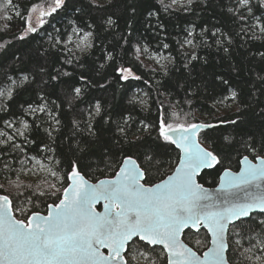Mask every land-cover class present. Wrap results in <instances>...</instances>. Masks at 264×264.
Here are the masks:
<instances>
[{"label": "trees", "instance_id": "16d2710c", "mask_svg": "<svg viewBox=\"0 0 264 264\" xmlns=\"http://www.w3.org/2000/svg\"><path fill=\"white\" fill-rule=\"evenodd\" d=\"M36 5L51 12L55 0H0V90L11 93L0 96V192L16 218L56 203L73 162L95 181L130 155L144 183L164 177L179 154L158 136L160 118L219 122L198 135L221 158L200 174L203 185L244 155L264 156V0H64L25 36ZM73 29L90 37L81 54L62 44ZM146 54L167 61L156 68ZM120 69L131 70L127 80ZM35 160L49 172L29 179ZM182 239L197 252L208 245L204 229ZM227 245L231 264H264V213L230 225ZM124 256L127 264H166L162 248L138 239Z\"/></svg>", "mask_w": 264, "mask_h": 264}, {"label": "snow or ice", "instance_id": "6c2138e0", "mask_svg": "<svg viewBox=\"0 0 264 264\" xmlns=\"http://www.w3.org/2000/svg\"><path fill=\"white\" fill-rule=\"evenodd\" d=\"M241 3L248 5L249 0ZM63 5L64 0H55L51 12ZM35 31L29 27L25 36ZM120 71L124 80L131 75L130 69ZM74 91L79 95L81 90L77 87ZM206 127L212 125L174 126L161 118L160 136L179 148L181 155L175 170L160 183H141L145 169L126 155L114 178L96 184L86 181L73 162L67 177L71 183L63 189L59 203L48 206L47 216L36 212L27 222L16 219L8 196H0V264H126L121 253L133 237L163 245L167 264H226L228 226L254 210L264 213V156L257 155L255 163L243 156L235 173L225 168L214 196L195 179L200 169L221 163L217 154L196 139L197 130ZM145 160L152 163L151 156ZM98 202H103V212L95 210ZM200 226L212 236V247L203 258L180 240L184 229ZM102 248L107 249V255Z\"/></svg>", "mask_w": 264, "mask_h": 264}, {"label": "water", "instance_id": "95a60500", "mask_svg": "<svg viewBox=\"0 0 264 264\" xmlns=\"http://www.w3.org/2000/svg\"><path fill=\"white\" fill-rule=\"evenodd\" d=\"M160 120H161V118L159 119L158 127H159ZM171 124H173V125L175 126V125H177V124H183V123H171ZM188 124H204V125H212V127H213V126L218 125L219 122H216V123H214V122H209V123H204V122H194V123H188ZM188 124L185 123L184 125L187 126ZM208 128H211V127H206V128H202V129H198V130H197V132H196V139H197L198 141H199V139H198V135H199V133H200L202 130H206V129H208ZM158 136H159L160 138H162V137L160 136V134H159V128H158ZM162 139H163V138H162ZM168 142H169V141H168ZM170 143H171V142H170ZM199 143H200L203 147H205L200 141H199ZM172 145L177 149L178 154H179V155H178V159H177L176 164L174 165V167L172 168V170H171L168 174H166L164 177H162L161 179L157 180L156 182H154V183H152V184H147L148 186H151V185H154V184L160 183L162 180L166 179L168 175H171V174H172V172L175 170L176 166L178 165V163H179V157H180V155H181V150H180L179 148H177L174 144H172ZM205 148H206V147H205ZM207 149H208V148H207ZM208 150H209V149H208ZM209 151H211V150H209ZM244 156H245V155H244ZM242 157H243V156H242ZM242 157L239 159V161L242 159ZM249 159H250L253 163L256 162L255 157H254L253 159H251V158H249ZM122 161H123V159H122ZM122 161H121V163H122ZM121 163H120V164H121ZM120 164H119L117 170L115 171V173H114L112 176H110V177H102V178H99V179H97V180H95V181H91V180H89V179H87V178H85V177H84V178H85V180L88 181L90 184H96L99 180H103V179H112V178L115 177L116 172L119 171ZM241 166H242V165H240V163H239L238 168L235 169V170L231 169V171L234 172V173H235V172H238V171L240 170V167H241ZM213 168H214V167H213ZM209 169H212V168H202V169L199 170L198 174H197L196 177H195V179H196V181H197L198 183H200V182L198 181V177L200 176V174H201L204 170H209ZM228 169H229V168H228ZM70 171H71V170H70ZM70 171H69V172H70ZM223 171H224V169L219 173L215 185H213V186H206V185H203L202 183H200V184H202L205 188H207V189L210 191V193H212L214 196L216 195V193H217V189L219 188V185H220V176L222 175ZM67 177H68V175H67ZM70 183H71V181L68 180V178H67V184H66V186H65L64 188L68 187V185H69ZM141 183H144V180H142ZM262 183H264V182H262ZM145 184H146V183H145ZM239 195H240L241 197H243V192L239 193ZM0 196H7V195H6V194H3V193L0 192ZM62 197H63V190H62L61 195H60V198H62ZM8 198H9V197H8ZM9 200H10V198H9ZM10 201H11V200H10ZM57 203H59V200H58L56 203H54V204H57ZM54 204H53V203L48 204V205H47L46 212H44V213H42V212H38V213H40L42 216H47V215H48V211H49V207H48V206H49V205H54ZM95 210L98 211V212H103V211H104L103 202H98V203L95 205ZM33 213H36V212H32L29 216H31ZM253 213H260V212H259L258 210H254L251 214H253ZM12 214L14 215L13 210H12ZM251 214H250V215H251ZM14 216H15V215H14ZM29 216H28V217H29ZM28 217H27V218H28ZM248 217H249V216H248ZM27 218L25 219V222H27ZM244 218H247V217H244ZM244 218H242V219H244ZM16 219H18V218H16ZM19 220H22V219H19ZM237 221H238V220H237ZM237 221H234L232 224H234V223L237 222ZM232 224H230V225H232ZM230 225H229V226H230ZM229 226H228V228H229ZM188 229L193 230V231L198 230V229H196V228H192V227H189V228L184 229V230L182 231L181 235H180V240H181L185 245H187L189 248H191L192 251H194L198 256H200L201 258H203V254H204V252L207 251L208 248L212 247V244H211V240H212L211 233H209V232L207 231V228H205V227H203V226H200L199 229H204L205 232H206V234L208 235V245H207V247H206L204 250H202L201 252H197V251H195L191 246H189L187 243H185V241L182 239V235H183L184 231H185V230H188ZM227 232H228V229H227V231H226V233H225V242H226V244H227ZM134 239H138L139 241H142V240L139 239V237H133L132 240H134ZM132 240H131V241H132ZM131 241H129V242L126 244L125 249H124V250L122 251V253H121V255L123 256L125 262H126V259H125V256H124V255H125V252H126L127 246H128V244H129ZM142 242L146 243V244L149 245V246H159L160 248H162V250L164 251V253H165V255H166V264H167V250L164 249L163 245H159V244H157V245H152V244L147 243L146 241H142ZM227 249H228V245H227V248H226L225 251H224L225 261H226V264H231V263L227 260V257H226ZM101 251H103V252L107 255V249H103V248H102ZM126 264H127V263H126Z\"/></svg>", "mask_w": 264, "mask_h": 264}, {"label": "rangeland", "instance_id": "374dc122", "mask_svg": "<svg viewBox=\"0 0 264 264\" xmlns=\"http://www.w3.org/2000/svg\"><path fill=\"white\" fill-rule=\"evenodd\" d=\"M104 1V0H100ZM185 2V0H170V3L179 6L182 5ZM49 9L46 5H36L33 6L27 17H26V24H28L31 27H35L40 19H43L44 16H41L42 12H46ZM62 44L65 46L66 49L73 50L77 54H81L85 52L90 44V37L88 33L79 32L78 30L73 29L66 40L62 42ZM144 58L153 64L156 68H162L164 63L167 61L166 58L162 55H152V54H146ZM0 93H3V95L8 96L10 93V90H7V93L4 94V91L0 90ZM1 96V95H0ZM233 102H230L227 104L224 110H228L229 108L233 107ZM185 124V123H183ZM187 124V123H186ZM41 172H49L48 166L40 161H34L32 166L25 169V176L29 179H35L39 176Z\"/></svg>", "mask_w": 264, "mask_h": 264}]
</instances>
